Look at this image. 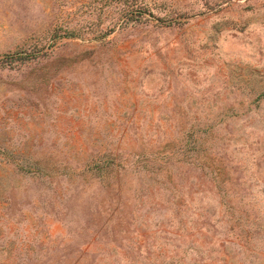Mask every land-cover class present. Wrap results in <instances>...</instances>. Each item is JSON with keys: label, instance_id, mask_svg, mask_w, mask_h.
I'll list each match as a JSON object with an SVG mask.
<instances>
[{"label": "rangeland", "instance_id": "rangeland-1", "mask_svg": "<svg viewBox=\"0 0 264 264\" xmlns=\"http://www.w3.org/2000/svg\"><path fill=\"white\" fill-rule=\"evenodd\" d=\"M0 264H264V0H0Z\"/></svg>", "mask_w": 264, "mask_h": 264}, {"label": "trees", "instance_id": "trees-1", "mask_svg": "<svg viewBox=\"0 0 264 264\" xmlns=\"http://www.w3.org/2000/svg\"><path fill=\"white\" fill-rule=\"evenodd\" d=\"M139 13H140V14H142V11H140ZM66 32H67V34H69V33H70V31H69V30H68V31H66Z\"/></svg>", "mask_w": 264, "mask_h": 264}]
</instances>
